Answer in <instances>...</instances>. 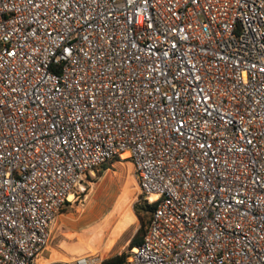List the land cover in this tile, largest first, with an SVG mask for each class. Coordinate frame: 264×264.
I'll list each match as a JSON object with an SVG mask.
<instances>
[{"label": "built area", "instance_id": "obj_1", "mask_svg": "<svg viewBox=\"0 0 264 264\" xmlns=\"http://www.w3.org/2000/svg\"><path fill=\"white\" fill-rule=\"evenodd\" d=\"M113 158L154 203L120 264H264V0H0V264Z\"/></svg>", "mask_w": 264, "mask_h": 264}, {"label": "rangeland", "instance_id": "obj_2", "mask_svg": "<svg viewBox=\"0 0 264 264\" xmlns=\"http://www.w3.org/2000/svg\"><path fill=\"white\" fill-rule=\"evenodd\" d=\"M143 199L128 159H114L107 162L106 168L93 171L69 205L55 217L48 242V251H56L51 260L73 264L79 255L91 254L102 260L125 255L128 242L140 225L133 205ZM91 231H98L102 239L94 240V252L76 240Z\"/></svg>", "mask_w": 264, "mask_h": 264}, {"label": "trees", "instance_id": "obj_3", "mask_svg": "<svg viewBox=\"0 0 264 264\" xmlns=\"http://www.w3.org/2000/svg\"><path fill=\"white\" fill-rule=\"evenodd\" d=\"M117 159L113 158L110 161ZM109 162V161H108ZM107 163L101 165L99 168H106ZM154 207V203H148L143 199L141 202H137L133 205V211L137 219L139 220V227L136 229L132 237L130 238L128 242V248H131L133 246H136L140 243L142 235L145 230V226L148 222L149 216L151 214V211ZM125 260V255L118 254L113 255L107 259H103L99 264H120ZM50 264H62L58 262L50 263Z\"/></svg>", "mask_w": 264, "mask_h": 264}, {"label": "bare ground", "instance_id": "obj_4", "mask_svg": "<svg viewBox=\"0 0 264 264\" xmlns=\"http://www.w3.org/2000/svg\"><path fill=\"white\" fill-rule=\"evenodd\" d=\"M91 174H93V172H91ZM80 188H82V184L79 185ZM72 195H69V198H71ZM151 198H154V196H151ZM104 230V229H103ZM98 231H91V232H87L85 235H81L79 236L80 238L76 239L77 241H79L80 245H88L89 249L94 252L95 249L91 246L94 242L95 239H97V237L100 238V235L97 234ZM97 234V235H96ZM102 236V235H101ZM101 239V238H100ZM102 240V239H101ZM100 240V242H101ZM88 241V242H87ZM81 247V246H80ZM65 260V259H64ZM63 260V261H64ZM62 261V260H60Z\"/></svg>", "mask_w": 264, "mask_h": 264}, {"label": "crops", "instance_id": "obj_5", "mask_svg": "<svg viewBox=\"0 0 264 264\" xmlns=\"http://www.w3.org/2000/svg\"><path fill=\"white\" fill-rule=\"evenodd\" d=\"M90 251V250H89ZM52 252H56V251H48V245L47 247L42 251L41 255H40V259L42 261H47L49 264L52 263V262H55L54 260L52 261Z\"/></svg>", "mask_w": 264, "mask_h": 264}]
</instances>
